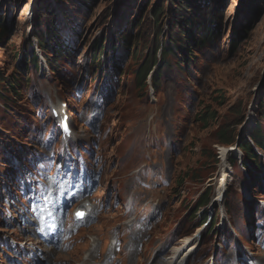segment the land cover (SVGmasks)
I'll list each match as a JSON object with an SVG mask.
<instances>
[{"label": "rangeland", "instance_id": "1", "mask_svg": "<svg viewBox=\"0 0 264 264\" xmlns=\"http://www.w3.org/2000/svg\"><path fill=\"white\" fill-rule=\"evenodd\" d=\"M51 2L43 28L56 22L72 56L55 70L43 65L44 71L28 73L21 98L8 92L7 101L0 97L1 264H177L173 256L185 254L188 244L197 249L182 264H264V151L256 149L262 170L249 175L240 163L229 162L238 150L226 155L224 165V152L232 147L219 141L224 126L240 137L259 127L264 134L258 116L264 5L242 19L241 0H224L216 10L222 23L216 46L195 52L185 65L188 73L170 55L171 70L155 90L153 67L145 86L135 77L143 59L153 55L155 34L160 31L162 41L170 33L169 4L96 0L88 8L73 0ZM156 5L165 7L161 28L154 24ZM44 6L0 0L8 29L0 42L5 77L17 70L15 54L33 41L24 35L30 9L35 14ZM247 25L249 30H240ZM190 29L197 37V26ZM125 30L138 50L115 44ZM100 39L118 57V67H107L105 58L101 66L93 62ZM236 39L241 41L234 50ZM63 102L73 126L67 137L54 116ZM201 112L213 118L205 122ZM223 172L230 174L228 185L215 202ZM209 186L217 230L177 238L178 228L187 232L198 222L190 215ZM78 208L90 212L86 221L74 218ZM49 232L54 241L45 240Z\"/></svg>", "mask_w": 264, "mask_h": 264}, {"label": "trees", "instance_id": "2", "mask_svg": "<svg viewBox=\"0 0 264 264\" xmlns=\"http://www.w3.org/2000/svg\"><path fill=\"white\" fill-rule=\"evenodd\" d=\"M76 4H81L86 7H90L92 2L96 0H73ZM157 0H145L143 4H157ZM240 15L242 19H246L253 15L256 7L260 4L264 5V0H241ZM44 4L37 13H35L31 25L30 34H24L29 38V44L15 57L18 58L16 63L17 70H13L9 77H5L0 73V97L7 101L5 92L11 93L16 99L22 97V85L23 81H28L26 78L28 73L32 71L38 72L41 69V58L36 51V47L39 48L42 57L45 59L47 66L50 69H54L56 64L62 59L71 57V49L65 44L60 30L56 25V22H49L44 26V17L50 16L53 9L51 7V0H37V4ZM160 4V3H158ZM162 4H169V22L167 26L169 28L167 38L160 40L161 33L158 31L153 40V55L145 57L140 64L136 72L135 79L140 82L142 86H145L148 80L149 71L153 67L152 86L153 89H159L161 85V78L171 70L172 63L169 62V56L175 57L176 68L183 71H188L185 65H190L192 58L194 59V53L200 50H204L210 47H215L222 34V23L217 18L216 10L221 4H224V0H163ZM204 4V5H202ZM142 15L144 12L141 13ZM152 14L155 21V27L161 28V20L166 17L165 7L163 5H156L152 10ZM142 23V16L140 24ZM139 24V25H140ZM197 26V37L192 33L191 26ZM45 29V30H44ZM249 30V26L241 27L240 30ZM8 29L4 25V19L0 16V42L7 35ZM132 36L130 30H125L119 33L117 36V42L115 44H121L127 50L130 47L134 48V51L138 50V42ZM233 41V40H232ZM240 39L234 40L232 48L237 50L239 47ZM133 43V45H132ZM135 44V45H134ZM115 46V45H114ZM68 47V48H67ZM103 47V50H102ZM96 52L93 55V62L101 66L102 59L107 61V67H118V57L116 54H109L108 48L104 46V39H100L95 43ZM158 50H161L159 59L157 58ZM51 53V55L49 54ZM157 66V67H156ZM155 67V68H154ZM109 94L111 91L109 90ZM264 97V96H263ZM258 116L264 121V98L258 104ZM200 119L205 122H209L213 116L207 112H201L197 114ZM263 129L259 127L249 137H240L238 132L233 128L226 126L222 127L219 132V141L222 146L233 147L238 145L239 149L243 153L242 164L247 174L252 175L255 170H262L261 158L255 147H258L264 151V134ZM215 164L220 163V158L216 155L214 157ZM231 165L233 167L238 166V160L236 158H230ZM214 189L210 186L200 195L198 202L193 213L190 215L192 221L197 216V212L203 209L201 215H199L198 222L193 226L190 231L183 232L180 228L176 230L177 235L182 237L185 235H191L193 231L200 225L207 223L203 232L210 234L216 231L218 225L217 217L212 216L209 220L208 206L211 202ZM227 207V205H226ZM228 208V207H227ZM205 244V237L202 241V246Z\"/></svg>", "mask_w": 264, "mask_h": 264}, {"label": "bare ground", "instance_id": "3", "mask_svg": "<svg viewBox=\"0 0 264 264\" xmlns=\"http://www.w3.org/2000/svg\"><path fill=\"white\" fill-rule=\"evenodd\" d=\"M32 11H33V9H30V12H29V16H31L32 15ZM224 152V151H223ZM225 155H224V160H226L227 159V157L228 156H226L228 153H230V151L228 150H226L225 152ZM229 177H230V174H228L227 172H223V177H222V182L223 183H227L228 184V180H229ZM222 192V190H220V192H219V194ZM218 194V195H219ZM219 199L218 198H216V201H218ZM191 242V239H187L186 240V243H190ZM195 245L194 244H188V246H187V248H186V251L184 252L185 254H183L181 257L179 256V254H176V255H174L173 256V260L175 261V262H177V264H182L183 262H184V260H185V258H186V253H189V252H191V251H193V250H195Z\"/></svg>", "mask_w": 264, "mask_h": 264}, {"label": "snow or ice", "instance_id": "4", "mask_svg": "<svg viewBox=\"0 0 264 264\" xmlns=\"http://www.w3.org/2000/svg\"><path fill=\"white\" fill-rule=\"evenodd\" d=\"M75 215L78 219H83L87 214L83 211H77Z\"/></svg>", "mask_w": 264, "mask_h": 264}]
</instances>
